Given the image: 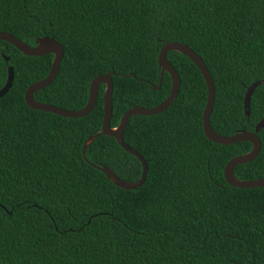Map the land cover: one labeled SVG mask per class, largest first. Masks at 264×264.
Wrapping results in <instances>:
<instances>
[{"label": "trees", "instance_id": "obj_1", "mask_svg": "<svg viewBox=\"0 0 264 264\" xmlns=\"http://www.w3.org/2000/svg\"><path fill=\"white\" fill-rule=\"evenodd\" d=\"M0 31L29 45L44 36L64 48L54 81L34 98L67 110L85 106L93 78L113 72L111 127L132 107L153 108L171 78L158 55L167 42L189 46L215 87L212 128L230 136L264 118V0H0ZM8 57V61L5 60ZM53 54L30 56L0 40V264H264V186L236 188L224 178L249 141L214 143L203 131L206 82L185 55L167 58L180 78L163 112L129 118L124 141L147 162L135 189L114 184L92 164L127 182L142 165L114 137L100 134L103 93L93 110L68 118L27 106L29 85L45 78ZM131 74V75H130ZM261 150L235 177H264Z\"/></svg>", "mask_w": 264, "mask_h": 264}, {"label": "water", "instance_id": "obj_2", "mask_svg": "<svg viewBox=\"0 0 264 264\" xmlns=\"http://www.w3.org/2000/svg\"><path fill=\"white\" fill-rule=\"evenodd\" d=\"M0 40L9 42L15 46L21 53L30 56H44L47 54H53L52 66L49 74L36 82H33L25 91L24 99L27 104L32 109L41 110L45 112H52L59 116L68 117V118H81L89 114L95 107L98 99V92L100 85L105 86L103 93V119L101 130L92 134L87 138L83 146V156L86 159V150L88 146L97 138L98 135L104 134L110 137H114L120 146L125 149L127 152L136 156L142 165V173L139 180L134 182H127L119 178L110 168L107 166H101L92 164L95 168L102 171L106 177L114 182V184L123 189H135L140 187L146 180L148 166L147 162L143 156L136 151L134 148L130 147L124 141V131L127 126L128 120L130 117L135 115H155L166 110L175 98L178 95L180 88V78L176 69L172 66L167 58V53L170 51H177L186 57H188L199 69L201 72L207 86L208 96L205 109L203 112V131L205 136L214 143L229 145L235 142L249 141L252 144V149L245 153L237 155L229 160L224 168V178L229 186L236 188H254L264 186V177L251 179V180H240L235 177L234 169L237 165L247 163L252 161L257 157L261 150V141L257 133L264 127V118H262L255 126L253 131L241 130L233 135L226 136L217 133L210 124V116L213 110L214 97H215V87L213 79L203 61V59L194 52L189 46L181 42H167L165 43L158 55V64L161 68L160 80L157 87L154 89H159L162 83L163 75L167 72L171 78V89L166 97L160 104L153 108H144V107H132L128 109L121 117L118 126L111 127L110 121L112 116V94H113V72H108L105 75H98L93 78L89 85V97L87 103L84 107L78 110H67L52 104L39 102L34 98V93L48 85H50L57 76L59 71L60 63L64 55V48L62 44L54 39L53 37L44 36L37 38L35 40V45L31 46L27 42L20 40L14 35L0 31ZM8 57H5V60L8 61ZM131 75V74H130ZM14 80V71L13 67H8V76L7 80L2 88H0V97L5 95L12 86ZM264 84V79L253 82L247 89L244 99V108L246 116H249L250 113V99L254 90L259 86ZM87 160V159H86Z\"/></svg>", "mask_w": 264, "mask_h": 264}]
</instances>
